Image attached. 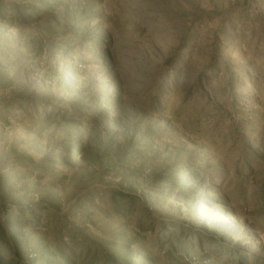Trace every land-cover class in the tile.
<instances>
[{"label":"rangeland","instance_id":"rangeland-1","mask_svg":"<svg viewBox=\"0 0 264 264\" xmlns=\"http://www.w3.org/2000/svg\"><path fill=\"white\" fill-rule=\"evenodd\" d=\"M0 264H264V0H0Z\"/></svg>","mask_w":264,"mask_h":264}]
</instances>
